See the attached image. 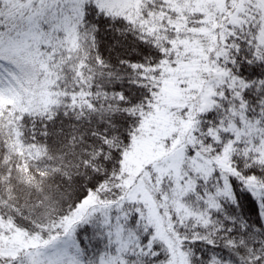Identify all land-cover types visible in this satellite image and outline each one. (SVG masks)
<instances>
[{"label":"snow or ice","instance_id":"snow-or-ice-1","mask_svg":"<svg viewBox=\"0 0 264 264\" xmlns=\"http://www.w3.org/2000/svg\"><path fill=\"white\" fill-rule=\"evenodd\" d=\"M0 264H264V0H0Z\"/></svg>","mask_w":264,"mask_h":264}]
</instances>
